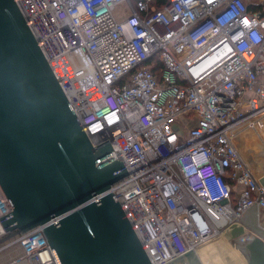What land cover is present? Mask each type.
I'll list each match as a JSON object with an SVG mask.
<instances>
[{
	"label": "built area",
	"instance_id": "obj_1",
	"mask_svg": "<svg viewBox=\"0 0 264 264\" xmlns=\"http://www.w3.org/2000/svg\"><path fill=\"white\" fill-rule=\"evenodd\" d=\"M154 1L16 0L93 146L128 170L111 188L162 264L264 219L238 146L264 113V0ZM8 234L0 218V264H59L42 226Z\"/></svg>",
	"mask_w": 264,
	"mask_h": 264
},
{
	"label": "water",
	"instance_id": "obj_2",
	"mask_svg": "<svg viewBox=\"0 0 264 264\" xmlns=\"http://www.w3.org/2000/svg\"><path fill=\"white\" fill-rule=\"evenodd\" d=\"M110 140L93 146L16 0H0V184L6 231L42 226L59 264H153L112 186L128 176ZM264 184V177L260 178ZM240 245L264 264V227ZM162 264H204L192 248Z\"/></svg>",
	"mask_w": 264,
	"mask_h": 264
},
{
	"label": "crops",
	"instance_id": "obj_3",
	"mask_svg": "<svg viewBox=\"0 0 264 264\" xmlns=\"http://www.w3.org/2000/svg\"><path fill=\"white\" fill-rule=\"evenodd\" d=\"M259 117L256 118L257 120L255 119L254 127H249L240 131L238 135V146L241 153L247 160L250 167L254 170V172L257 175H262L264 173V132H261L258 129L257 121H261V125H263L264 116L260 118ZM257 138L259 139V141H256ZM252 216L254 217L253 209L246 213L243 219V223L245 225L254 223L255 220H251Z\"/></svg>",
	"mask_w": 264,
	"mask_h": 264
},
{
	"label": "bare ground",
	"instance_id": "obj_4",
	"mask_svg": "<svg viewBox=\"0 0 264 264\" xmlns=\"http://www.w3.org/2000/svg\"><path fill=\"white\" fill-rule=\"evenodd\" d=\"M262 226V224L260 223ZM264 227V226H262ZM231 231H224L223 233L219 234L217 237L218 239L222 240H229ZM211 242V241H210ZM223 242V241H221ZM240 247V246H239ZM217 248V250H216ZM216 251L214 255H217V259L215 260L212 256H209V252ZM197 253L200 256L202 262L204 264H252L254 263L253 255L246 250L244 252V256L240 254L239 250H237L234 246L230 247V245L226 243H218L215 246H210L209 244H204L197 249ZM213 255V256H214ZM209 256V257H207ZM205 258V259H203ZM216 258V257H215Z\"/></svg>",
	"mask_w": 264,
	"mask_h": 264
},
{
	"label": "rangeland",
	"instance_id": "obj_5",
	"mask_svg": "<svg viewBox=\"0 0 264 264\" xmlns=\"http://www.w3.org/2000/svg\"><path fill=\"white\" fill-rule=\"evenodd\" d=\"M260 117H262V116H264V113L262 114V115H259ZM258 116V117H259ZM257 117V118H258ZM259 117V118H260ZM257 120V119H256ZM193 123L194 122H192L190 125H193ZM257 123H258V129L261 131V132H264L263 130H264V124L263 125H261V121H257ZM253 132V131H252ZM254 134V133H253ZM256 141H259V139L257 138V140ZM258 161H259V159H258ZM256 220V218L255 217H251V220ZM264 220V219H263ZM262 220V226H264V221ZM255 222V221H254ZM248 233H245V234H241V235H237V236H235V237H232V238H229V240H222V239H218V238H215V239H212V240H210L209 242H207L206 244L208 245H210V246H215V245H217L218 243H226V244H228V245H230V247H235L237 250H239V252H240V254L241 255H243V253H242V250L240 249V245H243V242L246 240V239H248L249 238V235L251 234V232L250 231H247ZM16 233L15 232H13V233H10V234H8L7 235V237H11V236H13V235H15ZM7 237H5V238H3V240L4 239H6ZM221 241H223V242H221ZM216 250H217V248H216ZM215 250L214 251H211V252H209V256H212L215 260L217 259V255H214L215 254ZM214 255V256H213ZM209 256H207V257H209ZM244 256V255H243ZM216 257V258H215ZM203 259H205V258H203ZM241 264H245V263H241Z\"/></svg>",
	"mask_w": 264,
	"mask_h": 264
},
{
	"label": "trees",
	"instance_id": "obj_6",
	"mask_svg": "<svg viewBox=\"0 0 264 264\" xmlns=\"http://www.w3.org/2000/svg\"><path fill=\"white\" fill-rule=\"evenodd\" d=\"M167 0H155L154 3L157 5V7H162L165 3H166ZM154 71H158L157 68H155Z\"/></svg>",
	"mask_w": 264,
	"mask_h": 264
}]
</instances>
